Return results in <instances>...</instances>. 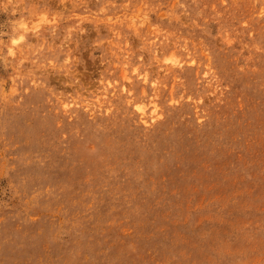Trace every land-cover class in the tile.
<instances>
[{
  "label": "rangeland",
  "instance_id": "374dc122",
  "mask_svg": "<svg viewBox=\"0 0 264 264\" xmlns=\"http://www.w3.org/2000/svg\"><path fill=\"white\" fill-rule=\"evenodd\" d=\"M0 264H264V0H0Z\"/></svg>",
  "mask_w": 264,
  "mask_h": 264
}]
</instances>
